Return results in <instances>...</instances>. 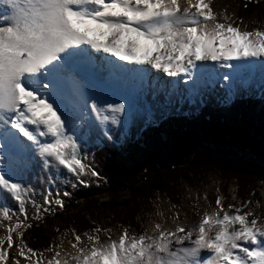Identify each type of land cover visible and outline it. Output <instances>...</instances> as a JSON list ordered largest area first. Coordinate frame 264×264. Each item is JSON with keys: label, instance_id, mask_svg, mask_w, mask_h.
Masks as SVG:
<instances>
[{"label": "snow or ice", "instance_id": "1", "mask_svg": "<svg viewBox=\"0 0 264 264\" xmlns=\"http://www.w3.org/2000/svg\"><path fill=\"white\" fill-rule=\"evenodd\" d=\"M0 6V264H264V216L244 211L251 201L225 206L219 195L215 207L202 213L194 207L192 223L182 222L179 210L167 217L158 211L139 232L122 227L113 238L93 222L82 233L73 229L67 248L59 236L42 249L24 236L31 220L62 210L61 197L70 195L53 192L50 180L38 201L26 177L37 166L66 171L85 185V174L99 177L82 145L101 130L111 140L107 125L135 114L148 68L190 82L188 91L222 79L231 96L252 61L264 72V27L249 29L213 0H0Z\"/></svg>", "mask_w": 264, "mask_h": 264}, {"label": "trees", "instance_id": "2", "mask_svg": "<svg viewBox=\"0 0 264 264\" xmlns=\"http://www.w3.org/2000/svg\"><path fill=\"white\" fill-rule=\"evenodd\" d=\"M213 3L234 11L249 29L264 21V0ZM244 152L264 162V104L260 99H237L225 108L204 106L196 114L164 116L124 147L101 146L93 152L92 163L100 174L94 178L95 191L75 189L63 210L31 223L25 241L42 249L63 231L74 227L82 233L94 227L93 222L107 228V220L139 232L135 220L140 207L156 193L173 195L170 185L189 181L200 172L213 170L222 180H235L237 197L247 201L249 194H256V184L264 183V166L246 160ZM80 211L90 224L84 223Z\"/></svg>", "mask_w": 264, "mask_h": 264}, {"label": "rangeland", "instance_id": "3", "mask_svg": "<svg viewBox=\"0 0 264 264\" xmlns=\"http://www.w3.org/2000/svg\"><path fill=\"white\" fill-rule=\"evenodd\" d=\"M259 26L264 27V21H262L259 24ZM153 76H154V74L151 73V78ZM249 76H251V73L250 74L245 73L244 78H247ZM171 80L172 79H170V81ZM150 81L151 80L149 79V82ZM262 97L263 96H261V95L254 96V97L247 95V96L239 97L237 99H246V98L260 99L261 104L263 105L264 104V97L263 98ZM139 105H140L141 118H139L136 121L135 125L133 126L132 133H131L129 139L127 140V142H123V143H119V144H112V145H108V144L103 143L99 146L93 145L92 143L88 142L86 144L87 146L82 148V153L84 155H86V157H87L86 162H89L95 168V166L92 163L93 152H95L101 146H107L110 148H122V147H124L131 140V138L134 137L136 134H138L141 130H143L145 127L150 126V125L154 124L155 122L159 121L164 116H167V115L182 116V115H188V114L189 115L190 114H196L204 106H209L212 108H225V107L230 106L231 104H227V105L220 104L218 106H214V105L206 102L202 106L197 108V110H193V109H188V110L164 109V110L156 111L155 110V108H156L155 104L149 98L144 96L140 99ZM160 107L163 108L164 106L160 105ZM226 151H230V149H227ZM241 154H242V156H244L246 158V160L252 161V163L254 165H258L260 167L264 166V162L262 161V159L259 156L252 155V154L246 153V152L241 153ZM36 170L34 168L32 170V172L26 177V179L33 186H35V188L37 189L36 199L38 201H40L41 197L39 195V192L43 190V186L40 184V177L36 173ZM49 174H50V172L46 171V175H49ZM87 176L89 179L87 180L88 183L86 185L85 184H79V183H75V184L63 183V184H60L58 182H53V185H54L53 192L59 191V192L63 193L65 191H67L68 193H72L75 189H82V190L88 189L91 191H95V188H96V184L94 183L95 177H91L89 175H87ZM99 176H100V174H99ZM170 188H171L173 195L168 196L165 194L156 193L154 195V197L151 200H149L148 204H145L139 208L138 215H137L136 220H135V224H136L137 228L139 229V231L141 230L142 225L147 226V222L149 219H158L159 218V217L155 216L156 212H158V211L162 212L164 214V216L167 217L170 215L168 213L169 208H173L172 207L173 205H175V208L186 205L189 200L195 199L196 203L202 207V205H203L202 201L206 198L208 200L206 209L209 208L210 206L215 207V197L217 195L223 197L222 202L225 206H227L229 203H232V204H236L237 202L242 203L240 198L237 197L238 188H237V184H236L235 180H227V181L222 180L219 173L214 172L213 170L212 171H206V172H200L195 176H190L189 181H181L180 180L177 182V184L170 185ZM255 193H256L255 195H253L252 193L249 194L247 201H251V203H249L247 205V208H245L244 211H247L248 209H254L256 213L264 216V183L258 182L256 184ZM197 197H199V199H197ZM61 198L63 199L64 206H65V200L67 197L62 196ZM0 202H4L3 198ZM6 203H7V205H9V203L7 201H6ZM10 207L15 208L13 206H10ZM27 207H28V216L32 217L33 209L30 205ZM202 208H204V207H202ZM56 210L59 211L60 209H56ZM51 213L52 212L44 213L42 219L50 216ZM79 214L81 215V217H82L81 219H83L85 224H90V222L88 221V218H86V216L83 212L80 211ZM84 217H85V219H84ZM3 222L7 223V221H3ZM30 222L31 223H37L38 221L31 220ZM106 224H107V228L111 229V236L113 238H115L119 235V231L122 227H125V226H122V225L117 224V223H112V222H110V220H107ZM70 226H71V224H70ZM73 229L76 231V229L74 227H72L66 231H63L59 235V237H61L63 239L64 244L66 243L68 245V242L73 239V235H72ZM137 232H138V230H137ZM65 233H66V235H65ZM104 235H105L104 233L101 234L102 239L104 238ZM46 255H51V254H46Z\"/></svg>", "mask_w": 264, "mask_h": 264}, {"label": "bare ground", "instance_id": "4", "mask_svg": "<svg viewBox=\"0 0 264 264\" xmlns=\"http://www.w3.org/2000/svg\"><path fill=\"white\" fill-rule=\"evenodd\" d=\"M5 14L3 6H0V15ZM103 55V54H100ZM123 63V62H121ZM231 63L236 64L239 63L237 61H232ZM253 67L249 74L251 76L244 78L245 74L243 75L244 85H242L240 91L236 92L235 94L229 96L228 90L226 88H222V84H227V82L220 80L219 83L215 85L209 83H202L200 87L195 91H188L191 88V83H185L183 78L177 80L175 77H167L164 73L159 72L157 70L148 68L147 72L148 75L146 77V83L143 86L142 90L140 91V99L144 96L149 98L156 106L155 110L160 111L164 109H175V110H188L193 109L197 110L200 106L204 103L208 102L214 106H218L220 104L227 105L231 104L235 99L243 96H258L261 95L264 97V92H261V86L264 84V72L261 71L259 62L252 61L251 62ZM209 67H215L219 72H229L230 69L221 68L218 64L214 65L213 62H208ZM129 67H138L134 65H129ZM151 73L154 76L151 78ZM150 78V82H149ZM170 79H172L170 81ZM207 79V78H205ZM170 81L171 83L176 85L175 90H170V86L166 85L165 82ZM159 82V86L154 91L153 85H157ZM245 88L247 90H245ZM163 89V90H161ZM170 93V94H169ZM262 97V98H263ZM164 106L163 108L160 107ZM141 118L140 113V105L138 104L137 110L135 114L131 118L121 117L122 120H126V123L114 126L110 123L107 125V128L110 130L109 134L112 137L111 140L107 139L103 136V131H99V133H95L92 138L89 140V143L93 145H101V144H119L123 142H127L129 139L133 126L135 125L136 121ZM95 120V117H92ZM87 145H82V148L86 147ZM37 169V170H36ZM36 173L40 177V184L43 186V189L50 187L49 181L51 180V188L52 191L54 190L53 182H58L60 184L68 183V184H75L79 183L75 180L73 176L68 174L66 171H62L61 173L50 172L49 175H46L47 170H42L39 166L35 168ZM84 179L88 180L87 174H85ZM80 184V183H79ZM2 197H0V201ZM7 202L10 206L15 207V203L8 199ZM208 200L205 198L202 203V208L200 205L196 203V200H189L186 205L180 206L178 208H169V214L171 215L172 212L179 210L181 214V221L184 223H192L198 219L195 214L194 207H198L201 213L206 209ZM64 247L67 248L68 245L65 243Z\"/></svg>", "mask_w": 264, "mask_h": 264}]
</instances>
